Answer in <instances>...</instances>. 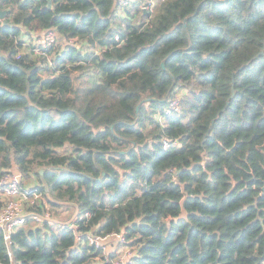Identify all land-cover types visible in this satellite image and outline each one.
Here are the masks:
<instances>
[{
  "label": "trees",
  "instance_id": "trees-1",
  "mask_svg": "<svg viewBox=\"0 0 264 264\" xmlns=\"http://www.w3.org/2000/svg\"><path fill=\"white\" fill-rule=\"evenodd\" d=\"M122 1L0 0V177L79 211L0 229V264H107L118 234L131 264H264V0Z\"/></svg>",
  "mask_w": 264,
  "mask_h": 264
},
{
  "label": "built area",
  "instance_id": "built-area-1",
  "mask_svg": "<svg viewBox=\"0 0 264 264\" xmlns=\"http://www.w3.org/2000/svg\"><path fill=\"white\" fill-rule=\"evenodd\" d=\"M134 1L137 2L136 0ZM147 1L149 2L147 6H152L153 0ZM46 33L38 43L49 47L59 43L55 32L48 31ZM180 101V97L173 99L166 114L168 115L178 110ZM33 186L34 182H27L17 171L6 173L0 177V229L3 231L5 241L9 245L16 231L25 227L29 219H32L35 224L48 222L59 229L67 227L77 229L74 224L78 215L69 221H58L53 219L52 215L44 208L42 209L44 214L34 212L33 210L41 206L42 196ZM85 217H89V214L82 216L80 219L82 220ZM115 238L118 241L116 245L112 242L110 243L111 238L108 237H90V243L102 249L107 264H131L136 253L134 247L130 243L127 245L123 234L115 235ZM77 240L80 241L79 236ZM110 256L113 257L110 258Z\"/></svg>",
  "mask_w": 264,
  "mask_h": 264
},
{
  "label": "rangeland",
  "instance_id": "rangeland-1",
  "mask_svg": "<svg viewBox=\"0 0 264 264\" xmlns=\"http://www.w3.org/2000/svg\"><path fill=\"white\" fill-rule=\"evenodd\" d=\"M134 0H126V1H122L121 2V4H122V6H124V8L125 7H129V9H130V6L131 5H128V2H130V3H135V1L133 2ZM137 2H140L141 3V8H142V10H145L147 13H154L155 12V7H156V5H158V1L159 0H153L152 1V6H147L148 5V1L147 0H136ZM120 8H122V9H119V11L120 12H122L123 11V7H120ZM72 211L70 210L69 211V214L71 215L72 213H71ZM62 213H63V211H62ZM75 216V214L73 215V217ZM62 218H65L66 217V215H63V216H61ZM72 217V218H73ZM60 221H63V220H60Z\"/></svg>",
  "mask_w": 264,
  "mask_h": 264
},
{
  "label": "water",
  "instance_id": "water-1",
  "mask_svg": "<svg viewBox=\"0 0 264 264\" xmlns=\"http://www.w3.org/2000/svg\"><path fill=\"white\" fill-rule=\"evenodd\" d=\"M5 16H6V11H3V10L0 9V18H1V19H4ZM163 66H164V65H163ZM232 97H234V90H233V92H232ZM41 173H42V171H41ZM59 204H69V203L59 202ZM78 212H79V211H78V207H77V211H76L74 217H76V215H78Z\"/></svg>",
  "mask_w": 264,
  "mask_h": 264
}]
</instances>
